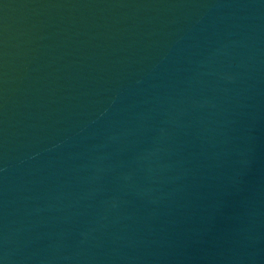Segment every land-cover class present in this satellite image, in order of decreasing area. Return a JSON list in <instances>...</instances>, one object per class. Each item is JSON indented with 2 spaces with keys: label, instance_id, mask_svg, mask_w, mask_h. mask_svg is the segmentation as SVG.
Segmentation results:
<instances>
[{
  "label": "water",
  "instance_id": "obj_1",
  "mask_svg": "<svg viewBox=\"0 0 264 264\" xmlns=\"http://www.w3.org/2000/svg\"><path fill=\"white\" fill-rule=\"evenodd\" d=\"M0 264H264V0H0Z\"/></svg>",
  "mask_w": 264,
  "mask_h": 264
}]
</instances>
